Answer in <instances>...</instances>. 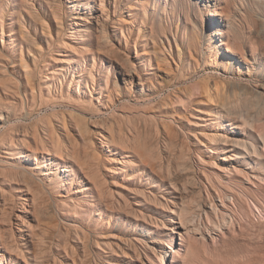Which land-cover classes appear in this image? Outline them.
I'll return each instance as SVG.
<instances>
[{
  "label": "rangeland",
  "instance_id": "obj_1",
  "mask_svg": "<svg viewBox=\"0 0 264 264\" xmlns=\"http://www.w3.org/2000/svg\"><path fill=\"white\" fill-rule=\"evenodd\" d=\"M86 2L0 0V114L10 116L0 147L17 150L10 136L43 140L21 166L29 177L0 152V235L20 247L4 264H161V254L165 264H264V0H95L98 18ZM213 9L224 23L207 20ZM131 69L144 90L138 77L126 83ZM240 110L249 130L235 134ZM51 124L89 168L64 174L58 159L54 189L47 169L30 174L52 148ZM103 134L120 145L115 160ZM228 138L246 146L222 145ZM97 179L104 201L76 193Z\"/></svg>",
  "mask_w": 264,
  "mask_h": 264
},
{
  "label": "bare ground",
  "instance_id": "obj_2",
  "mask_svg": "<svg viewBox=\"0 0 264 264\" xmlns=\"http://www.w3.org/2000/svg\"><path fill=\"white\" fill-rule=\"evenodd\" d=\"M74 1H81V0H74ZM83 1V0H82ZM87 2L84 3V5L82 7H84L85 9H88V10H91L94 11L97 15V18L99 16H101L103 14V11L101 9L100 6H97L96 4H94L93 2L95 0H86ZM83 8V9H84ZM86 11V10H85ZM225 11H220V10H217V9H213V10H210L208 13H207V20L209 22H217V23H224L223 21V18L225 17ZM90 15H92V13H90ZM226 18V17H225ZM76 19H79V20H84L82 17H76ZM228 20V19H226ZM88 23H90V21L88 20L87 21ZM87 23V24H88ZM228 23V21L226 22ZM85 24V23H83ZM99 24V23H98ZM82 26V25H81ZM230 25V22L229 24H227V33H230V28H229ZM263 26V25H262ZM219 26L217 25V29L218 30H221L220 27L218 28ZM92 28L91 27H87L86 29H80V30H77V31H74V32H71L73 33L72 35L73 36H78L76 35L75 33H78L80 34V36H85L86 34L93 32L91 30ZM261 30V29H260ZM98 31V30H97ZM100 31H98L99 33ZM262 33H264V27H262V30H261ZM3 33H4V30H3ZM261 33V34H262ZM224 32L222 31H219L218 35L220 36V38L222 36H224ZM92 36V34H91ZM100 37V36H99ZM218 38V37H217ZM264 38V35L263 37ZM101 39V38H100ZM31 40V39H29ZM99 40V39H98ZM264 41V40H263ZM63 44H65V41H62ZM221 45H224L225 46V52L230 54V55H236L238 50H237V46H234L232 44H228V43H225V42H222ZM263 46V45H262ZM264 47V46H263ZM264 50V49H263ZM110 51V50H109ZM109 51L106 53L108 54ZM38 52V51H37ZM60 54V53H59ZM28 55V54H27ZM102 55V54H101ZM106 57V56H105ZM108 57V56H107ZM32 58V56H31ZM111 58V57H109ZM229 60L232 61V56H229ZM121 61V60H120ZM85 62V61H84ZM116 62V61H115ZM59 65V64H58ZM24 67H26V65H24ZM3 69V68H2ZM73 70V69H72ZM126 71V70H125ZM3 71H1L2 73ZM2 77V76H1ZM30 77V76H29ZM80 77V76H79ZM136 77H138L139 79V82H138V86H141V89L144 90L145 89V80L144 78H142L140 75H138L133 69L131 70H127L125 72V80H126V83H129L130 85H133L136 81ZM27 79V78H26ZM86 81V80H85ZM95 81V80H93ZM1 84V83H0ZM43 85V84H42ZM94 85V84H93ZM212 85V84H211ZM221 84H218L217 82L214 83L213 87H211L210 85H205L206 87H204V89L206 90V93L208 91H212L213 89L215 90H219L221 88L220 86ZM220 86V87H219ZM203 89V90H204ZM97 90V89H96ZM147 90V89H146ZM151 90V89H150ZM204 90V92H205ZM73 92V91H72ZM114 92V91H113ZM216 92V91H215ZM107 93V92H106ZM220 93V92H219ZM114 94V93H113ZM145 94V93H144ZM224 94V93H223ZM209 95V94H208ZM214 95V94H213ZM75 96V95H73ZM82 96V95H81ZM139 96V94H138ZM228 96V95H227ZM110 96L108 97V100H110ZM221 99V97L219 98ZM225 99V98H224ZM99 101V98L96 99ZM212 100V99H211ZM241 100V99H240ZM213 101V100H212ZM225 101V100H224ZM121 101H119L120 103ZM239 102V101H238ZM230 103V102H229ZM228 103V104H229ZM232 104V103H231ZM230 105V104H229ZM53 107V106H52ZM100 107V106H99ZM109 107V106H108ZM218 107V106H217ZM46 108V107H45ZM71 108V107H70ZM110 108V107H109ZM228 108V107H227ZM223 107L222 108V113L224 114H228L229 115V112H228V109ZM61 109V108H60ZM67 109V108H66ZM65 109V110H66ZM253 109V108H252ZM76 110V109H75ZM46 111V110H45ZM112 111V110H111ZM50 112V111H49ZM48 112V113H49ZM80 114V112H78ZM77 113V114H78ZM240 113V116H235L233 118V120H239V122L235 123L234 126H233V129L235 130V134L237 133H244L246 132L248 129V122L243 120V113L244 111L243 110H240L239 111ZM8 114V113H7ZM13 114V113H12ZM26 115V114H25ZM68 115V114H67ZM91 115V114H90ZM234 115V114H233ZM28 116V115H27ZM40 116V114H39ZM42 116V115H41ZM66 116V115H65ZM87 115H85L86 117ZM9 117L10 116H7V117H4L3 114H0V126L1 125H4L5 123L9 122ZM250 117V116H249ZM25 118V117H24ZM27 118V117H26ZM31 119V118H30ZM82 119V118H81ZM36 120V119H35ZM66 120V119H64ZM85 120V119H84ZM92 120V119H91ZM107 120V119H106ZM105 120V121H106ZM11 121V120H10ZM23 121V119H22ZM31 121V120H30ZM21 122V120H20ZM113 122V121H112ZM11 123V122H10ZM14 123V122H13ZM27 123V122H26ZM29 123V122H28ZM110 123V122H109ZM15 124V123H14ZM9 125V124H7ZM11 125V124H10ZM114 125V124H113ZM251 125V124H250ZM120 126V125H119ZM28 127V126H26ZM93 127V126H92ZM96 127V126H95ZM103 127V126H102ZM6 128V127H5ZM62 129H64L66 131L67 129V126H66V121H64L62 123V126H61ZM126 129V128H125ZM26 130V129H25ZM105 129L103 128H99L98 129V134L101 135L103 133ZM149 130V129H148ZM57 127L55 125H50L49 126V131H48V136H49V143L51 144V147L52 148H49L46 152V160H36L37 161V164L35 166H33L31 169H30V174H33V176H38L36 174V172H42L43 169H47L46 172H42V176L47 178V180H50L51 183H49L48 185V189L51 188V189H54L56 187V184L55 182H53L52 180L54 178H52V175H54L55 171H53L55 168L53 167H56V166H59L60 164L57 163V160H61L64 164V168L61 170L64 174H68V173H71L74 166H77V168L81 171H84L86 174L85 176L88 177L89 176V168L86 167L85 163H83L81 161V154L79 152V149L77 148V144L76 145H71L74 141L70 140V143L71 144H67L66 142H64V140H62L60 138V134H58L57 132ZM80 131V129L78 130V132ZM1 132V131H0ZM7 131H3V134H5ZM27 132V131H26ZM25 132V133H26ZM35 133V132H34ZM37 133V132H36ZM67 133V132H66ZM75 134V133H74ZM145 134V133H144ZM37 135V134H36ZM45 135V134H44ZM77 136V135H76ZM100 137V136H99ZM240 137V136H239ZM235 138V137H234ZM10 142L11 143H18V148L17 150L15 149H12V148H9V147H5L3 148V150H1L2 148L0 147V152L3 151L5 152V154H8L10 155V159L13 161V162H10V164L14 165L15 167L18 168V173L17 174H21L23 176H26V177H29L28 176V173L27 171H25L24 169L23 170H20L21 169V166L24 165V161L30 157V153L28 152H31V154H36V151L38 150V147L40 144L43 143V140L42 138L38 135L35 137V139H33V141H31L30 139H28V137H23L21 139H15L13 137L10 136ZM103 139L101 141V144H102V147H108L110 148L109 144L113 147L112 149H110L108 152H110V155H108L107 159H111V160H115L113 159L112 157H110L111 155H119L120 153L117 151V149L120 147V145L114 140V136L113 135H104L103 134ZM85 143V145H87L88 141L84 140V138L82 139ZM89 140V139H88ZM99 141V140H98ZM156 143V142H155ZM100 144V143H99ZM140 144V143H139ZM138 144V145H139ZM136 145V144H135ZM222 145H225L226 147H234V148H240L241 149V146H246V144H244L242 141L238 140V139H232V138H228L226 139ZM137 147V145L135 146ZM149 147V146H148ZM135 149V148H134ZM137 149H140V148H137ZM142 149V148H141ZM140 149V150H141ZM244 149V148H243ZM105 150V149H104ZM139 150V151H140ZM128 151V150H127ZM142 152H144V150H142ZM255 153V155L257 154V151H253ZM131 153H133V150H130L128 151V154L123 157L124 160L123 161V166H130L131 164H133V161L131 160L132 157H134ZM3 154V153H1ZM17 154V155H15ZM57 155H60L61 157L58 158ZM6 158V157H5ZM222 160L223 161H232V160H235L234 157L232 156H225V157H222ZM145 160L143 158V156H141V160H140V164L137 163V165L139 164V166H144L145 165ZM67 163H73L71 166H68V165H65ZM147 163V162H146ZM120 164V163H119ZM136 164V163H135ZM166 167V166H165ZM140 168V167H139ZM151 168V167H150ZM136 169V168H135ZM134 169V170H135ZM115 171V170H113ZM117 172V171H116ZM58 173V172H57ZM154 173V172H153ZM156 175V174H155ZM67 175H65L66 177ZM42 177V178H43ZM61 177V176H60ZM81 177V176H80ZM51 178V179H50ZM83 178V177H82ZM101 179V178H100ZM132 179V177H129V181ZM180 179V178H179ZM178 179V180H179ZM134 180V179H133ZM127 181V180H125ZM66 182V181H65ZM183 184V183H182ZM68 185V184H67ZM172 185V184H171ZM114 187V186H113ZM16 189V188H15ZM82 191H87V192H96L97 196L99 197V199H101V201H104L106 198H105V191L104 189L102 188V184L100 182L99 179L95 180L94 183H92V185H88L86 184V186L83 187V190H77L76 193L78 192H82ZM25 192V191H24ZM57 192V190H56ZM31 193V192H30ZM32 194V193H31ZM25 195V194H24ZM151 195L155 198L156 196L154 194L151 193ZM10 200V199H9ZM25 203V202H24ZM32 203V202H31ZM40 206V205H39ZM23 209H24V205H22ZM28 207V206H27ZM52 207V205H51ZM11 210V209H10ZM31 212L33 211H29V213L31 214ZM53 212V211H52ZM22 213H25V214H17L16 215V219L20 221L19 223V231L20 232H26V230H24V227H27L29 228V225L31 224L29 221L24 222V220H26V212H22ZM35 213V212H34ZM51 214V213H50ZM186 214V213H185ZM33 218V217H32ZM45 226V225H44ZM174 233V231H172ZM198 234V233H197ZM6 235V234H5ZM182 236V234H179ZM199 235V234H198ZM27 236V237H26ZM31 235L25 233L23 234L22 238H23V241L25 242V246H28L30 243H33L32 241H29L28 238H30ZM167 239L165 240V248L168 249V252H170L171 254H177V250L174 249L173 247V238L172 236H170L169 234H167ZM7 239V238H6ZM4 238V236L0 235V264H4V261L6 259H8V255L11 256L12 254H14V251L18 250L20 247L18 244H14L8 240H6ZM20 251V250H19ZM23 253V252H22ZM20 255V254H19ZM164 254H161L160 255V259H161V264H165V261H164ZM10 259V258H9ZM20 262V261H19ZM24 262V261H22ZM9 263V262H8ZM25 263V262H24ZM23 264V263H22Z\"/></svg>",
  "mask_w": 264,
  "mask_h": 264
}]
</instances>
